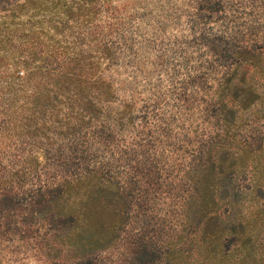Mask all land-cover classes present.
I'll return each mask as SVG.
<instances>
[{
  "label": "trees",
  "instance_id": "obj_1",
  "mask_svg": "<svg viewBox=\"0 0 264 264\" xmlns=\"http://www.w3.org/2000/svg\"><path fill=\"white\" fill-rule=\"evenodd\" d=\"M193 1L208 14L198 22L200 35L240 37L234 61L218 78L215 101L201 108L228 128L234 123L226 116L235 119L259 98L248 78L250 71H264V41L258 43L264 29L235 25L217 6L222 1L237 10L264 6V0ZM102 5L0 0V243L31 245L44 264H96L124 237L134 212L139 229L127 241L128 264H259L256 231L231 215H239L244 190L264 194V186L232 179L240 149L227 147L222 134L189 152L183 171L201 177H187L170 196L167 212L183 209L185 218L177 235L163 239L159 199L165 186L169 195L174 190L173 166L166 167L162 151L170 125L160 122L156 89L136 112L133 93L119 95L106 79L125 57L134 75L139 67L115 14L104 31ZM215 12H221V35L207 27ZM248 33L253 36L246 39Z\"/></svg>",
  "mask_w": 264,
  "mask_h": 264
},
{
  "label": "rangeland",
  "instance_id": "obj_2",
  "mask_svg": "<svg viewBox=\"0 0 264 264\" xmlns=\"http://www.w3.org/2000/svg\"><path fill=\"white\" fill-rule=\"evenodd\" d=\"M102 1L104 13L101 14L106 23L104 31L110 27L107 23L113 24L115 20L119 23L116 22L120 30L134 44L133 50L136 52V63L139 67L138 73L134 75L125 57L105 73L106 79L118 85L119 95L130 98V93H133L135 103L132 109L136 112L145 101H152V92L156 89L159 95L160 116L163 117L160 122L168 121L170 125L167 131L170 137L162 151L168 159L165 160L166 167L173 166L170 177L173 178L174 190L169 195L167 192L169 186H165L158 204L161 208L158 215L161 216L159 221L162 222L161 235L167 241L168 235H177L181 231L180 223L185 218L183 209H176L173 213L175 216L167 212L170 196L175 195L174 193L182 188L181 183L187 177H201L197 170L194 174H191L190 170L189 174L184 172L183 168L189 160V152L197 153V147L202 140H219L218 135L222 134L220 137L224 139L227 147L232 150L240 149L241 165L238 174L234 173L232 179L238 180L247 187L257 184L264 186V71L260 68L249 72L251 78L249 77L248 80L256 89L254 97L259 96L257 102L247 110H238L235 119L226 116V121H231L234 125L228 128H225L223 123L216 125V119L206 116L201 112V108L206 102L215 101L214 91L218 78L224 74L232 60L234 61L233 55L239 45V35H233L230 40L222 36L220 39L213 37L215 41L211 46L210 40L213 38L200 35L201 26L198 24L202 16L205 18L208 14L196 9L198 5L193 0ZM218 4L217 8L231 13L235 25L248 23L254 24L259 30L264 29V6H243L236 10L235 7H229L222 1ZM231 9L235 11L232 12ZM114 14L115 20L111 17ZM220 18L221 12H215L206 20L207 27L213 28L212 31L216 32V35L222 34L219 30L222 29L223 23ZM245 36L249 39L253 34L248 33ZM262 37L259 38L258 43L264 41ZM244 70V67L240 68L241 72ZM182 103L189 105V108H185ZM135 122H138L137 118ZM124 133L128 141L129 132ZM232 134L234 136H231ZM7 140L3 138L1 144L3 145ZM174 148H177L175 153ZM161 174L164 175L163 171ZM263 197L264 194L257 190H253L252 193L244 190L239 195L242 207L239 215L236 213L231 215L233 219H240L246 223L247 230L252 227L253 231H256L257 241L253 250L259 264H264ZM129 222L130 226L125 231L124 237L113 242L106 251H102L96 264L130 262V258L124 260L126 258L124 252L129 251L126 247L129 244L127 241H131L129 237L139 229V218L135 217L134 212L131 213ZM0 256L2 264H44L43 260H45L36 254L33 246L28 244L9 246L0 243Z\"/></svg>",
  "mask_w": 264,
  "mask_h": 264
}]
</instances>
